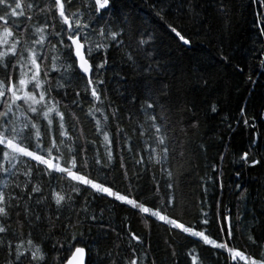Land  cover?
Wrapping results in <instances>:
<instances>
[{"label":"trees","instance_id":"16d2710c","mask_svg":"<svg viewBox=\"0 0 264 264\" xmlns=\"http://www.w3.org/2000/svg\"><path fill=\"white\" fill-rule=\"evenodd\" d=\"M40 2L42 7L43 0ZM81 3L73 0L69 11ZM161 10L163 20L156 15ZM32 15L31 23H44L43 15ZM125 17L135 21L132 30L124 25ZM261 17L264 7L253 0H111V9L92 25L96 33L102 26L106 31L123 29L118 40L105 39L107 48L95 54L96 64L107 59L99 78L105 81L100 87L101 107L109 117L106 130L113 141L114 161L108 174L112 186L122 193L131 188L149 206L174 195L175 204L167 207L169 216L186 226L194 224L218 243H227L257 260L264 257V26L257 23ZM167 24H179L191 45L178 42ZM142 32L154 34L147 49L151 59L138 47ZM96 33L93 40L99 39ZM129 54L135 64L128 60ZM150 63L158 65L159 71L144 72ZM51 78L55 81L58 74L51 73ZM85 83L77 77L67 94L61 90L57 99L69 106L62 108L69 134L80 145L88 141V157L94 163L97 152L104 157L105 148L95 120L87 114L92 97L83 94ZM77 91L82 93L80 97ZM150 96L159 98L154 112L163 115L161 123L168 126L169 147L174 151L163 167L171 171V178L149 159L145 141L152 142L153 133L139 134V125L145 121L141 105L150 102ZM118 127L123 130L119 136ZM244 153H248L247 163L241 159ZM141 157L143 163H137ZM253 160L259 163L252 164ZM24 179L19 177L21 183ZM33 206L41 216L38 223L33 216L30 226L22 207L13 210L5 222L11 227L0 234V264L14 259L9 256L8 241L27 240L29 232L42 244L47 264H64L76 247H85L86 264H130L133 259L139 264V258L143 264H193V256L196 264H234L227 252L179 230L170 231L154 218L145 222L130 206L93 196L90 191L60 210L50 199L42 205L33 201ZM85 206L87 213L82 210ZM17 211L23 228L17 224ZM92 215L95 220L85 218ZM224 216L229 219L222 220ZM205 219L207 226L202 223ZM69 224L71 228L66 227ZM132 235L140 240H132Z\"/></svg>","mask_w":264,"mask_h":264},{"label":"snow or ice","instance_id":"6c2138e0","mask_svg":"<svg viewBox=\"0 0 264 264\" xmlns=\"http://www.w3.org/2000/svg\"><path fill=\"white\" fill-rule=\"evenodd\" d=\"M253 2L264 7V0ZM72 3L73 0H43L41 7L40 0H0V72L4 73L0 76V234L8 232L11 225H5V222L11 218L15 209L22 207L24 219L31 226L33 216L35 222L41 220L39 213L34 212L33 201L35 205H42L50 199L60 210L65 206L71 207L79 195L90 191L93 196L112 198L130 206L145 222L148 218H154L168 225L170 231L179 230L180 233L199 238L204 245L227 252L234 264L241 261L243 264H264V257L254 259L235 247H229L227 243H218L205 230H196V225L186 226L179 219L169 216L167 207L175 204L174 195L149 206L142 198L138 199L131 188L122 193L112 186L108 174L114 161L113 141L106 130L109 117L101 107L103 93L100 87L105 81L99 78L107 59L96 64L95 54L107 48L105 39L118 40L123 29L120 32L106 31L102 26L96 33L92 27L104 11L111 9V0H94V8L92 0H82L80 7L69 11ZM162 12L156 13L161 20L164 19ZM32 13L43 15L44 23H31ZM189 13H192L191 8ZM123 23L129 30L135 27V21L127 17ZM257 23L264 26V17L258 18ZM167 28L178 42L184 46L191 45L192 41L182 33L179 24H167ZM93 33L98 35V40H93ZM261 35H264V31H261ZM153 41L152 32L140 33L137 40L138 47L149 59L152 58V52L147 49ZM128 60L136 63L131 54ZM261 65L264 66V58L261 59ZM153 71H159V66L150 63L144 69L149 74ZM51 73L58 74L55 81ZM77 77L86 81L83 94L87 96L90 93L92 97V106L87 114L96 122L97 135L103 137L104 157L97 152L94 163L88 157V141L80 145L77 138L69 134L66 113L62 111V108L67 109L69 106L57 99L61 90L67 94ZM81 94L80 91L76 92L77 97ZM149 101L141 105L145 121L139 125V134L144 137L153 133L150 137L152 142L145 141V149L149 151L150 161L160 164L161 170L167 171L171 178V171L163 167L174 151L169 147L168 126L166 122L161 123L164 116L158 117L154 112L159 98L150 96ZM77 104L78 101H73V105ZM212 111H216L215 106ZM149 112L153 114L149 115ZM115 116L116 111L113 110V118ZM144 123L149 124V127L145 128ZM122 131L118 127L117 135ZM241 159L247 163L248 153H244ZM137 163H143V157ZM258 163L257 160L252 161V164ZM121 167H124L123 160ZM20 176L25 178L22 183ZM28 188L31 191H26ZM168 188L172 189L173 185L169 183ZM82 210L87 213V206ZM20 215L17 211V224L23 228ZM178 215H182V212ZM85 218L96 219L95 215ZM228 219V216L222 217V220ZM202 223L207 226L209 221L205 219ZM66 227L71 228L72 225ZM228 235H231L230 231ZM131 239L140 240L135 235ZM72 240H76L75 235ZM8 244L9 256L14 257L9 264H24L25 260L27 264H47L42 244L32 239L31 232L27 240L19 239L14 244L9 240ZM2 245L3 240H0ZM68 264H85V247H76ZM130 264H138V259L131 260ZM139 264H143L142 258H139ZM193 264H196L195 256Z\"/></svg>","mask_w":264,"mask_h":264},{"label":"water","instance_id":"95a60500","mask_svg":"<svg viewBox=\"0 0 264 264\" xmlns=\"http://www.w3.org/2000/svg\"><path fill=\"white\" fill-rule=\"evenodd\" d=\"M75 251V249L73 250V252ZM71 256H72V253H71V255L68 257V259L64 262V264H68V261H69V259L71 258ZM86 261H87V252H86V250H85V264H86Z\"/></svg>","mask_w":264,"mask_h":264},{"label":"rangeland","instance_id":"374dc122","mask_svg":"<svg viewBox=\"0 0 264 264\" xmlns=\"http://www.w3.org/2000/svg\"><path fill=\"white\" fill-rule=\"evenodd\" d=\"M263 119H264V115H263Z\"/></svg>","mask_w":264,"mask_h":264}]
</instances>
